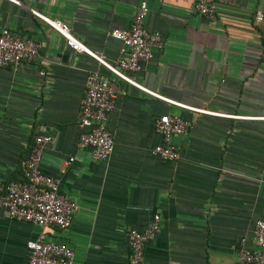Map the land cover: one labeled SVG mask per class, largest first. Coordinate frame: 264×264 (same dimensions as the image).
Returning a JSON list of instances; mask_svg holds the SVG:
<instances>
[{"label":"crops","instance_id":"0c3cea01","mask_svg":"<svg viewBox=\"0 0 264 264\" xmlns=\"http://www.w3.org/2000/svg\"><path fill=\"white\" fill-rule=\"evenodd\" d=\"M17 1L0 0V31L33 40L38 56L18 69L0 68V184L23 182L35 137L50 136L40 170L79 211L61 230L9 219L0 208V264H23L32 241L70 247L75 264H129L128 231H144L155 215L161 230L146 244L145 264H238L239 240L254 247L252 233L264 217V0H214L212 22L193 12V0ZM143 2L145 28L160 33L163 47L131 78L214 114L172 106L116 79L30 12L67 25L112 63L121 42L110 32L129 31ZM91 72L116 96L107 120L114 150L106 161L77 146ZM163 115L188 123L172 138L173 162L152 153L163 145L155 128Z\"/></svg>","mask_w":264,"mask_h":264},{"label":"built area","instance_id":"2783aa9c","mask_svg":"<svg viewBox=\"0 0 264 264\" xmlns=\"http://www.w3.org/2000/svg\"><path fill=\"white\" fill-rule=\"evenodd\" d=\"M20 5L17 0H7ZM193 12L212 22L217 17L214 0H193ZM32 15L41 19L58 32L72 51L84 53L95 59L113 77L162 101L199 114H214L176 103L161 97L137 84L130 76L139 72L141 64L151 60L154 52L161 50L163 41L160 33L145 28L147 5L141 3L135 11L129 31L114 30L110 36L121 42L120 57L112 63L92 53L69 30V27L52 21L40 13L30 10ZM262 20V15L257 16ZM38 56V45L31 39H22L10 30L0 31V68L18 69L25 63L34 62ZM115 92L110 82L99 72L87 76L85 92L80 104L78 127L82 130L78 148L91 149L93 161H106L114 150V141L107 130L109 114L115 107ZM155 128L163 139V145L155 147L154 155L163 161L173 162L178 158L176 147L172 143L175 136L187 132L188 123L176 115H163L155 122ZM52 142L47 135H37L34 145L24 166V181L0 184V208L9 219L23 221L42 228L56 227L68 229L79 206L66 198L60 191L59 182L40 170L41 159L46 145ZM72 161V159H70ZM160 217L155 215L146 229L139 232L130 229L127 233L130 254L129 264H145L146 244L160 232ZM254 247H249L245 238L238 242L236 253L238 264H264V217L260 218L252 233ZM28 258L23 264H75L73 250L65 245L53 242L32 241L28 245Z\"/></svg>","mask_w":264,"mask_h":264}]
</instances>
